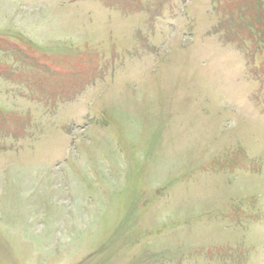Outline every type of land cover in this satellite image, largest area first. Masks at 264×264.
I'll list each match as a JSON object with an SVG mask.
<instances>
[{"label":"rangeland","instance_id":"rangeland-1","mask_svg":"<svg viewBox=\"0 0 264 264\" xmlns=\"http://www.w3.org/2000/svg\"><path fill=\"white\" fill-rule=\"evenodd\" d=\"M0 264H264V0H0Z\"/></svg>","mask_w":264,"mask_h":264}]
</instances>
